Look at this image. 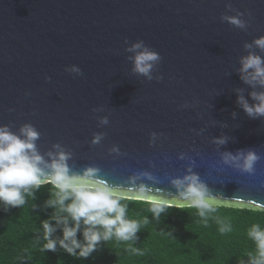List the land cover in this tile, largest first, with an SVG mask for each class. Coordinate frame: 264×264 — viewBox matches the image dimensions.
<instances>
[{"label": "water", "instance_id": "1", "mask_svg": "<svg viewBox=\"0 0 264 264\" xmlns=\"http://www.w3.org/2000/svg\"><path fill=\"white\" fill-rule=\"evenodd\" d=\"M260 35L264 0H0V124H32L39 152L61 145L74 171L145 186L137 200L180 205L171 181L195 173L221 206L264 209V116L237 102L262 90L239 72ZM137 40L161 56L151 80L132 70ZM248 150L252 172L225 163Z\"/></svg>", "mask_w": 264, "mask_h": 264}, {"label": "clouds", "instance_id": "2", "mask_svg": "<svg viewBox=\"0 0 264 264\" xmlns=\"http://www.w3.org/2000/svg\"><path fill=\"white\" fill-rule=\"evenodd\" d=\"M224 19L235 27L245 28L239 15L225 16ZM244 47L249 51L240 57L241 79L262 90L250 93L251 104L243 95H238L237 102L248 116H264V56L259 54L264 53V35L246 42ZM253 48L259 52L251 51ZM126 50L132 53L133 72L151 80L154 68L161 61L160 54L142 40L132 43ZM66 71L82 74L75 65L66 68ZM100 123L107 124V118H101ZM102 135L94 134L91 142L100 143ZM39 138L40 132L30 123H24L16 132L8 125L0 124V203L19 208L26 203V196L34 198L35 190L50 185V198L46 205L54 208L56 213L67 214L60 216L54 213L49 219L41 221L45 241L43 250L56 251L59 246L70 256L87 258L101 240L109 241L115 237L120 241H134L141 224L127 218L128 205L121 201L144 199L143 195L131 197L126 193L145 194L149 190L143 185L124 188L110 184L94 166L74 171L68 164L71 153L59 144L53 145L56 151H49L46 159L38 150ZM216 142L223 144L226 141L220 138ZM258 159L259 156L252 150L238 151L235 155L226 153L224 157L225 163L231 161L249 173ZM171 183L177 189V199L182 202L176 206L195 208L205 225L210 215L221 206V202L209 193L195 173L175 178ZM149 202L150 211L157 219L167 208L174 206L162 199H151ZM147 222L145 218L144 223ZM217 223L222 234L232 230L229 223L219 219ZM57 225L61 226V235L53 238ZM78 232L80 238L77 237ZM247 236L256 246V255L249 256V264H264V228L253 224Z\"/></svg>", "mask_w": 264, "mask_h": 264}, {"label": "trees", "instance_id": "3", "mask_svg": "<svg viewBox=\"0 0 264 264\" xmlns=\"http://www.w3.org/2000/svg\"><path fill=\"white\" fill-rule=\"evenodd\" d=\"M49 190L50 185L35 190L19 208L0 203V264H249L256 246L247 232L253 224L264 228V209L220 206L205 225L195 208L169 207L157 219L149 201L126 199L121 202L128 205L127 218L141 224L136 239L101 240L87 258L73 257L59 246L43 250L41 221L67 215L46 205ZM217 219L232 230L222 234ZM60 227L53 238L61 235Z\"/></svg>", "mask_w": 264, "mask_h": 264}]
</instances>
